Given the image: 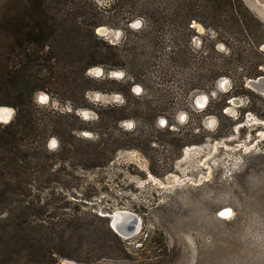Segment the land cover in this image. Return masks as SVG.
<instances>
[{
  "label": "rangeland",
  "instance_id": "rangeland-1",
  "mask_svg": "<svg viewBox=\"0 0 264 264\" xmlns=\"http://www.w3.org/2000/svg\"><path fill=\"white\" fill-rule=\"evenodd\" d=\"M94 1L109 5L111 0ZM107 23L99 26L105 31L98 34L108 44L132 37L121 23ZM141 23L135 19L128 28L136 30ZM194 25L200 36L205 29ZM199 43L200 37L194 36L193 44ZM216 47L226 54L223 43L216 41ZM128 48L119 46L122 52ZM137 51L146 54L153 48ZM239 51L243 64L218 77L209 92L184 86L189 70L176 74L166 87L155 84L152 72L125 94L89 90L86 106L75 110L68 101L36 92L33 99L41 110L81 120L63 115L72 127L89 126L94 133L107 128L132 139L135 146L117 150L100 167L79 169L74 159L56 162V180L33 189L28 197L29 211L35 206L41 212L29 214L23 230L6 235L0 221V264H264V94L247 88L248 79L235 80L253 56L247 44ZM195 66L194 60L190 69L195 71ZM86 73L99 78L104 69L94 66ZM124 74L115 69L106 77L119 80ZM104 87L116 85L108 81ZM231 87L222 116L212 101ZM199 96H205L202 105L196 104ZM208 104L210 114L199 117L198 111ZM134 109L141 114L134 115ZM77 133L84 140L77 146L97 139L86 130ZM191 139L201 142L186 144ZM52 141L55 148L49 147ZM46 147L56 154L60 142L51 136ZM225 208L230 212L223 214ZM121 210L140 218L130 238L119 237L109 227L107 215Z\"/></svg>",
  "mask_w": 264,
  "mask_h": 264
},
{
  "label": "trees",
  "instance_id": "trees-1",
  "mask_svg": "<svg viewBox=\"0 0 264 264\" xmlns=\"http://www.w3.org/2000/svg\"><path fill=\"white\" fill-rule=\"evenodd\" d=\"M14 1L3 0L0 6V104L14 109L7 123L0 122V221L4 235L23 230L27 216L41 212V207L35 206L29 211L28 197L33 189L48 187L56 180V162L74 159L79 169L100 167L111 161L117 150L135 146L132 139L113 135L107 128L94 133L89 126L72 127L63 120L65 116L81 120L75 115L41 110L33 99L36 92L68 101L75 110L86 106L89 90L125 94L133 83H143L152 72L156 74L155 84L166 87L176 74L188 70L191 72L184 86L209 92L218 77L243 64L238 57L243 44L253 56L235 80L264 76V51L260 48L264 24L243 0H111L109 5L94 0ZM135 19L141 20V26L131 30L128 25ZM109 21H116L115 26L121 23L132 37H125L120 44H108L97 28ZM195 23L205 29L200 36ZM194 36L200 37L197 46ZM216 41L224 44L226 54L217 49ZM121 44L128 45L126 52L119 49ZM148 45L153 52L137 51ZM94 66L104 69L103 77L87 75ZM115 69H123L124 76L108 79L107 73ZM201 70L205 71L202 75L198 74ZM108 81L116 85L115 89L104 87ZM231 90L212 101L222 116L225 97ZM209 106L198 111L199 117L210 114ZM132 113L141 114L139 109ZM80 130L92 132L97 139L77 146V141H84L76 135ZM68 135L72 139H66ZM51 136L60 142L56 154L46 147ZM200 142L191 139L186 144Z\"/></svg>",
  "mask_w": 264,
  "mask_h": 264
},
{
  "label": "water",
  "instance_id": "water-1",
  "mask_svg": "<svg viewBox=\"0 0 264 264\" xmlns=\"http://www.w3.org/2000/svg\"><path fill=\"white\" fill-rule=\"evenodd\" d=\"M244 2L248 6V8L254 13V15L264 24V0H244ZM99 28L100 29L99 31L97 30V33H103L105 31L104 27H99ZM246 87L257 91L260 94H264V76H258L254 79H248L246 82ZM196 104L198 103L196 102ZM222 212L229 213L230 210L228 208H225L222 210ZM113 213L114 212H112V214ZM112 214L107 215V217H109V222H108L109 227L119 237L124 238V239L130 238L138 230L139 225H140L139 224L140 218L137 215L133 214L130 211L126 213H124L123 211H118L117 212L118 215L124 216V214H126V216L128 217V220L124 222L123 221L124 218H127V217H121L119 220L115 222L114 217H110L112 216Z\"/></svg>",
  "mask_w": 264,
  "mask_h": 264
},
{
  "label": "bare ground",
  "instance_id": "bare-ground-1",
  "mask_svg": "<svg viewBox=\"0 0 264 264\" xmlns=\"http://www.w3.org/2000/svg\"><path fill=\"white\" fill-rule=\"evenodd\" d=\"M99 29L100 28H98L97 30L99 31ZM204 101H205V97L201 100V103H198V104H200V105H202V104H204ZM12 114V110H11V108H8V107H1L0 108V122H2V123H7L9 120H10V115ZM121 211H123L124 213H126V212H128V211H125V210H121ZM117 212L118 211H116V212H114L113 214H112V216H110V217H114V220H115V222L117 221V220H119L121 217H127L126 216V214H124V216H122V215H118V214H120V213H118L117 214ZM223 214H227L226 212H223ZM130 219V218H129ZM128 220V217L127 218H124V222H126ZM138 231V230H137ZM136 231V232H137ZM135 232V233H136ZM134 233V234H135ZM133 234V235H134Z\"/></svg>",
  "mask_w": 264,
  "mask_h": 264
},
{
  "label": "clouds",
  "instance_id": "clouds-1",
  "mask_svg": "<svg viewBox=\"0 0 264 264\" xmlns=\"http://www.w3.org/2000/svg\"><path fill=\"white\" fill-rule=\"evenodd\" d=\"M262 50H264V46H262ZM126 127H129V128H130L131 125H130V124H129V125H126ZM49 147H50V148H55V147H56V142H55V145H54V146H53L52 143H50V144H49Z\"/></svg>",
  "mask_w": 264,
  "mask_h": 264
},
{
  "label": "flooded vegetation",
  "instance_id": "flooded-vegetation-1",
  "mask_svg": "<svg viewBox=\"0 0 264 264\" xmlns=\"http://www.w3.org/2000/svg\"><path fill=\"white\" fill-rule=\"evenodd\" d=\"M204 97H205V96H199V97H197L196 102H197V103H201V100H202Z\"/></svg>",
  "mask_w": 264,
  "mask_h": 264
},
{
  "label": "snow or ice",
  "instance_id": "snow-or-ice-1",
  "mask_svg": "<svg viewBox=\"0 0 264 264\" xmlns=\"http://www.w3.org/2000/svg\"><path fill=\"white\" fill-rule=\"evenodd\" d=\"M97 75H99V72H97ZM44 99H45V98H43V97L41 98V102H42V103L44 102ZM51 143L53 144V146L55 145V141H52Z\"/></svg>",
  "mask_w": 264,
  "mask_h": 264
}]
</instances>
